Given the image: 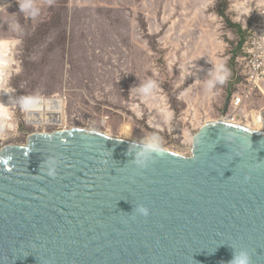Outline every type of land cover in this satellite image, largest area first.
Here are the masks:
<instances>
[{"label": "rangeland", "instance_id": "374dc122", "mask_svg": "<svg viewBox=\"0 0 264 264\" xmlns=\"http://www.w3.org/2000/svg\"><path fill=\"white\" fill-rule=\"evenodd\" d=\"M257 35L264 0H0V152L83 129L192 156L205 126L233 119L234 96L238 123L264 114L246 62ZM56 97L63 126L27 124L28 99Z\"/></svg>", "mask_w": 264, "mask_h": 264}, {"label": "water", "instance_id": "95a60500", "mask_svg": "<svg viewBox=\"0 0 264 264\" xmlns=\"http://www.w3.org/2000/svg\"><path fill=\"white\" fill-rule=\"evenodd\" d=\"M143 147L83 129L4 147L0 264H228L234 249L264 264V133L209 124L192 156L162 149L147 168Z\"/></svg>", "mask_w": 264, "mask_h": 264}, {"label": "bare ground", "instance_id": "6f19581e", "mask_svg": "<svg viewBox=\"0 0 264 264\" xmlns=\"http://www.w3.org/2000/svg\"><path fill=\"white\" fill-rule=\"evenodd\" d=\"M7 45H8V43L6 41H0V50L2 51L4 56L8 51ZM6 65H7L6 61L3 59H0V67L1 66L4 67ZM2 74H3V71L0 69V83L2 81L1 80ZM4 93H5L6 97H10V98L12 97V94L10 91L4 92ZM48 100L55 102V103H58L59 107H56L53 110L47 111L46 101H48ZM34 102L39 103L38 109H31V105ZM64 108H65V101L63 98H59V97L47 98V99L30 98L27 100V103H26V111H27L26 120H27L28 115L32 114L35 118H38L35 120L36 123H34L33 125L45 124V125L59 126L60 127V126H63L65 121H66ZM0 117H2L4 120H8V121L11 119L10 117H8V114L7 113L5 114L4 112L0 113ZM221 122L242 125L241 123L234 121V117L232 119L231 116L223 117ZM242 126H244V125H242ZM245 127L250 129V130H254L257 132L264 133V114H261V115L257 114V116L255 114H253L252 119L249 121L248 124H246ZM252 127L257 128L258 130L253 129ZM62 130H67V129H62ZM121 140H123V139H121Z\"/></svg>", "mask_w": 264, "mask_h": 264}, {"label": "built area", "instance_id": "2783aa9c", "mask_svg": "<svg viewBox=\"0 0 264 264\" xmlns=\"http://www.w3.org/2000/svg\"><path fill=\"white\" fill-rule=\"evenodd\" d=\"M253 60V61H252ZM246 62L250 79L249 82L258 84L264 80V36L257 35L251 40L249 48L246 50ZM246 92V90L244 91ZM245 98L241 95L234 96L231 110L234 112V121L244 111ZM241 123V122H239ZM242 124V123H241Z\"/></svg>", "mask_w": 264, "mask_h": 264}, {"label": "clouds", "instance_id": "9594fccd", "mask_svg": "<svg viewBox=\"0 0 264 264\" xmlns=\"http://www.w3.org/2000/svg\"><path fill=\"white\" fill-rule=\"evenodd\" d=\"M150 85H141L138 91H146ZM162 149L153 146L151 143L146 142L143 150L138 153L137 158L134 163L141 168H147L150 163H153V156L161 155ZM50 176H55L54 172L49 173ZM135 210L138 211L139 214L147 217L150 215V209L143 205H136ZM228 264H251V256L250 253L246 249H234L233 257Z\"/></svg>", "mask_w": 264, "mask_h": 264}]
</instances>
